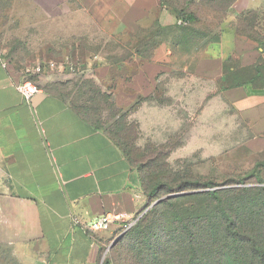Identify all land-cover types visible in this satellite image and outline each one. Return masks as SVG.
<instances>
[{"label": "rangeland", "instance_id": "obj_1", "mask_svg": "<svg viewBox=\"0 0 264 264\" xmlns=\"http://www.w3.org/2000/svg\"><path fill=\"white\" fill-rule=\"evenodd\" d=\"M224 6V1L190 4L185 16L193 14L196 21L183 23L177 18V24L165 27L156 20L142 28L139 39L132 42L125 35V42L116 43L87 21L77 0H0V54L24 80L70 99L90 80L105 87L115 86L113 78L129 81L131 72L122 76L111 72L103 81L94 70L128 59L121 48L131 50L140 41L146 56L168 44L169 70L158 74L157 90L141 98L144 106L168 114L155 122L141 114L149 123L132 145L135 161L146 163L148 178L158 179L164 189L155 199L144 194L145 202L128 230H138L135 236L104 256L116 258L113 264H127L121 259L129 258L130 264H258L264 260V254L252 255L249 248L264 252V135L253 134L249 124L222 101L214 79L196 74L206 58L208 41L216 36ZM63 16L71 23H49L50 18ZM178 83H183L182 89L176 88ZM131 121L137 123L135 118ZM169 149L173 152L167 160ZM212 193L217 194L208 195ZM171 199L175 201L170 206L153 212ZM133 240H145L147 246L138 249ZM0 264L23 262L14 248L0 242Z\"/></svg>", "mask_w": 264, "mask_h": 264}, {"label": "crops", "instance_id": "obj_2", "mask_svg": "<svg viewBox=\"0 0 264 264\" xmlns=\"http://www.w3.org/2000/svg\"><path fill=\"white\" fill-rule=\"evenodd\" d=\"M222 1L219 40L209 43L196 74L214 79L222 101L253 134L262 136L264 69L256 85L230 86L227 76L264 68V0ZM77 3L97 32L116 43L125 42V35L135 41L142 28L156 20L165 27L178 23L161 0ZM65 17H52L49 23L66 26L71 19ZM161 46L151 60L131 48L125 51L127 60L94 67L103 81L111 72L134 74L129 81L116 79L118 106H131L156 91L158 74L169 70L171 56L168 44ZM23 80L22 73L11 64L5 69L0 59V242L14 248L23 264H106L104 256L114 248L112 238L120 235L118 226L98 233L85 227L106 213L129 218L137 214L145 202L139 172L113 140L84 121L68 102L42 89L43 99L28 102L16 89ZM141 114L155 122L168 111L143 105L132 118L145 132L149 122Z\"/></svg>", "mask_w": 264, "mask_h": 264}, {"label": "trees", "instance_id": "obj_3", "mask_svg": "<svg viewBox=\"0 0 264 264\" xmlns=\"http://www.w3.org/2000/svg\"><path fill=\"white\" fill-rule=\"evenodd\" d=\"M161 1L162 4L169 7V9H171V11H173L176 14L178 20L182 21L183 23L196 21V17L193 14L185 16V13H187L186 8H188L190 4L196 5V0H161ZM202 2L218 4V2L220 1L202 0L201 3ZM140 35H141V31L138 33L137 39L140 38ZM218 40H219V34L217 30L216 36H214L213 39L208 41L206 48L209 45V43ZM81 44L82 43H80V45ZM132 48L135 49L136 54L142 55L141 58L143 60L147 61L152 59V52L154 50L151 51L149 55L145 56L142 51L145 48V46L140 41ZM121 50L126 51L127 49L125 50L124 48H121ZM124 60H127V58L115 62L112 65L121 63ZM263 69L264 68L261 66V68L257 69L256 73L253 70H249L248 72L245 73L229 75L227 76V80L230 86H241L245 84L256 85L258 84V80H259L258 76L260 75L261 77ZM112 80L115 83V86L112 87L100 86L93 80L83 83L78 88V91L75 97H73V99L67 98L60 94H53L48 90L46 91L68 102L71 108L79 116H81V118L84 121H86L88 124L93 126L95 129L103 131L111 140H113L117 144V146L123 151L125 157L129 160V162L137 168L140 175L142 188L146 197L148 199L158 198L163 192L164 189L163 185H161V183H157L158 179L151 180L150 178H148L146 174V169H147L146 163L140 162L139 164V162H136L132 150V145L140 138L141 131L139 124L136 122H132L131 118L143 106L142 99L145 98L138 100L127 110L120 108L117 105L115 99L116 92L118 90L117 89L118 81L114 78ZM132 134H134L135 136L134 141L131 139ZM159 148L166 149L163 145L159 146ZM160 149L158 150L160 151ZM143 152L146 153L145 150H143ZM172 152L173 151L169 149V151L166 154L164 153L167 160L169 159V155ZM144 159L146 161L145 155H143V162H145ZM262 191H264V189H262ZM219 193H224V192H219ZM216 194L217 193H212L208 195H216ZM174 201L175 199H171L162 202L153 209V212L158 211V209L161 208L162 206H170V204ZM236 216L238 215L236 214ZM136 231L138 230L135 229L130 232L128 231L122 238H120V240H118L113 250H117L119 247L124 246L125 245L124 240L128 238V236L129 238L135 236ZM118 237H116V239ZM133 242L134 243L132 245L138 246L137 247L138 249H142L143 246H147L145 240L140 241L139 243L138 242L135 243L134 240ZM249 248L252 251V255L259 256L261 254H264V252L259 250L257 247L250 246ZM121 260L125 261L127 264H130V262L132 261L131 258L121 259ZM114 261L117 262V259L116 258L107 259L106 264H110V263L113 264ZM258 264H264V260L258 261Z\"/></svg>", "mask_w": 264, "mask_h": 264}, {"label": "built area", "instance_id": "obj_4", "mask_svg": "<svg viewBox=\"0 0 264 264\" xmlns=\"http://www.w3.org/2000/svg\"><path fill=\"white\" fill-rule=\"evenodd\" d=\"M0 59L3 63V67L7 69L10 65L9 61L6 60L1 54ZM16 89L19 93L23 95V97L28 101L32 102V100L39 94L42 93V90L32 83L31 81L23 80V82L18 83L16 85ZM135 222L133 218H129L124 214H114V213H106L102 215L99 219H97L94 223L87 225L85 228L93 233L109 231L113 225H117L120 230V235L130 230ZM119 235V236H120Z\"/></svg>", "mask_w": 264, "mask_h": 264}, {"label": "water", "instance_id": "obj_5", "mask_svg": "<svg viewBox=\"0 0 264 264\" xmlns=\"http://www.w3.org/2000/svg\"><path fill=\"white\" fill-rule=\"evenodd\" d=\"M44 97H45V95H37V96L33 99V103H34V104H37V103H38L41 99H43ZM161 201H162V200L157 201L156 203H154V205L160 203ZM125 234H126V232L123 233V234H121L117 239H115V241H114V243H113V246H115L116 243L118 242V240H120V238H122ZM113 246H112V247H113Z\"/></svg>", "mask_w": 264, "mask_h": 264}]
</instances>
